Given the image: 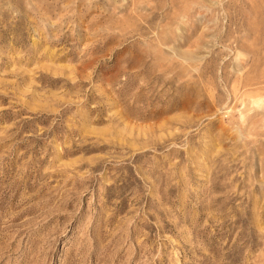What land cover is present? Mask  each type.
Returning a JSON list of instances; mask_svg holds the SVG:
<instances>
[{
	"label": "rangeland",
	"instance_id": "1",
	"mask_svg": "<svg viewBox=\"0 0 264 264\" xmlns=\"http://www.w3.org/2000/svg\"><path fill=\"white\" fill-rule=\"evenodd\" d=\"M0 264H264V0H0Z\"/></svg>",
	"mask_w": 264,
	"mask_h": 264
}]
</instances>
